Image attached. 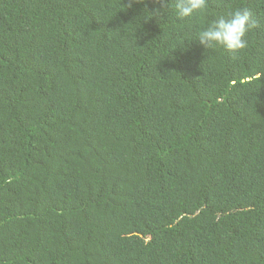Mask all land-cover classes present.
I'll list each match as a JSON object with an SVG mask.
<instances>
[{"label": "trees", "instance_id": "1", "mask_svg": "<svg viewBox=\"0 0 264 264\" xmlns=\"http://www.w3.org/2000/svg\"><path fill=\"white\" fill-rule=\"evenodd\" d=\"M172 4L0 0V264H264V0Z\"/></svg>", "mask_w": 264, "mask_h": 264}, {"label": "clouds", "instance_id": "2", "mask_svg": "<svg viewBox=\"0 0 264 264\" xmlns=\"http://www.w3.org/2000/svg\"><path fill=\"white\" fill-rule=\"evenodd\" d=\"M158 3L160 7L152 15L162 20L169 11V0H158ZM171 7L179 20L190 19L197 13L206 17L202 25L195 29L192 39L205 52L219 48L239 54L248 47V36L257 26L253 13L245 7L209 13V0H174Z\"/></svg>", "mask_w": 264, "mask_h": 264}]
</instances>
